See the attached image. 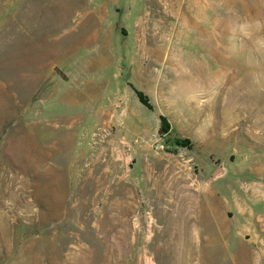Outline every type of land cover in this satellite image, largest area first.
<instances>
[{
  "label": "rangeland",
  "instance_id": "obj_1",
  "mask_svg": "<svg viewBox=\"0 0 264 264\" xmlns=\"http://www.w3.org/2000/svg\"><path fill=\"white\" fill-rule=\"evenodd\" d=\"M0 264H264V0H0Z\"/></svg>",
  "mask_w": 264,
  "mask_h": 264
},
{
  "label": "water",
  "instance_id": "obj_2",
  "mask_svg": "<svg viewBox=\"0 0 264 264\" xmlns=\"http://www.w3.org/2000/svg\"><path fill=\"white\" fill-rule=\"evenodd\" d=\"M223 173L222 169H218L213 176L211 177L210 181L213 180L214 178L218 177L219 175H221Z\"/></svg>",
  "mask_w": 264,
  "mask_h": 264
}]
</instances>
